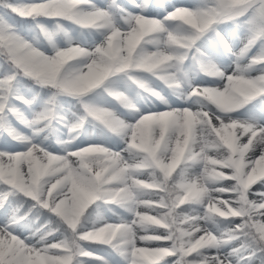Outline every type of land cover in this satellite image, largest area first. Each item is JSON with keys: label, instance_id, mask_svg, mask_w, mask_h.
<instances>
[{"label": "snow or ice", "instance_id": "obj_1", "mask_svg": "<svg viewBox=\"0 0 264 264\" xmlns=\"http://www.w3.org/2000/svg\"><path fill=\"white\" fill-rule=\"evenodd\" d=\"M0 264H264V0H0Z\"/></svg>", "mask_w": 264, "mask_h": 264}]
</instances>
